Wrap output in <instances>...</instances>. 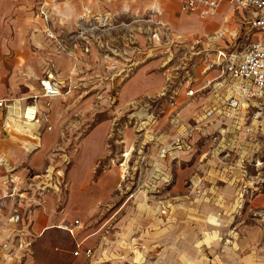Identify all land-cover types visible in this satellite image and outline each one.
<instances>
[{"label": "crops", "instance_id": "crops-1", "mask_svg": "<svg viewBox=\"0 0 264 264\" xmlns=\"http://www.w3.org/2000/svg\"><path fill=\"white\" fill-rule=\"evenodd\" d=\"M37 2L0 0V100L6 103L0 106V244L14 229L30 242L12 258L0 247V264H45L37 246L49 236L63 245L65 233L72 257L112 264L115 241L132 237L137 224L148 244L156 245L157 264H182L190 249L181 241L223 237L229 204L235 206L233 217L244 204L264 208V125L249 119L250 103L223 115L218 107L224 89L206 84L220 77V63L229 54L216 49L213 58L203 57L210 38L205 28L215 14L187 13L183 20L196 24L194 35L174 31L167 42L165 18L183 13L181 0H44L55 34L49 38L44 20L34 16ZM97 11L108 13L112 26L99 31V41L80 39L81 18ZM224 28L215 31L217 38L227 37ZM48 72L62 80V92L40 96L37 119L23 120V106ZM89 108L104 115H68ZM55 147L60 149L50 151ZM239 156L262 158L263 165L250 163L244 173ZM94 169L100 170L95 176ZM136 169L134 187L130 177ZM43 170L45 181L36 188L32 179ZM27 172L34 174L30 180ZM9 173L22 180L23 198L4 196ZM59 174L68 183L63 212L58 189L48 186ZM134 198L146 205L139 216ZM14 209L21 216L17 224L10 218ZM75 219L80 225L71 234L67 226ZM76 242L80 251L73 254ZM85 248L92 249L89 257Z\"/></svg>", "mask_w": 264, "mask_h": 264}, {"label": "rangeland", "instance_id": "rangeland-1", "mask_svg": "<svg viewBox=\"0 0 264 264\" xmlns=\"http://www.w3.org/2000/svg\"><path fill=\"white\" fill-rule=\"evenodd\" d=\"M183 13H176L172 19L165 18L163 29L167 42L172 37V32L174 31L184 33L188 37L194 35L196 24H193L190 20H188V22L183 20V18L188 15L187 13ZM251 16L252 14L249 9L235 8L230 5L221 9L220 13H215V15L207 21L208 23L213 22V24L205 28L210 38L205 40L206 43L204 46L206 50L202 53L203 57L213 58L216 49H223L236 55L240 54L252 40L257 38L260 32L263 33L252 26ZM196 23L202 22L196 18ZM224 27L228 30L227 37H223L222 39L217 38L215 36L217 35L215 31ZM60 114L61 112L59 111L56 115L58 116ZM68 115L72 117L83 115L86 117L98 118L99 115L104 114L97 113L94 108H89L86 109L84 113L74 111L72 113L68 112ZM87 127H89V125H86V128ZM63 128L64 126H60V129ZM58 144L59 142L57 141L55 146H58ZM57 148L58 147H55L50 151H55ZM50 155L57 156L56 154ZM50 169L51 168H49V170ZM98 169H94V176L96 173L100 172ZM45 173V170H43L40 171L37 176L33 177L34 174L32 172H27L24 178L30 180V178L33 177L32 180L38 182L36 188H39L45 181ZM59 176L67 181L64 174H59ZM139 176L140 173L137 169L131 172V177L129 176L134 181V187L137 181H139ZM117 180L119 181V177H117ZM42 188L46 189L47 187ZM66 190L67 187L63 190L58 189L57 192L60 195L59 212L64 211V202H62L61 196L65 194L64 191ZM117 191L121 193L119 189H117ZM123 195L124 193H121L120 198H123L125 202L128 198ZM134 199L136 200L132 202V205L134 206L135 213L139 216V208L146 207V205L140 204L139 198ZM135 206H138V209L135 208ZM234 207L235 206L232 204L228 206V209L230 208L228 210V217L230 218L227 220L225 227L221 230L222 238L210 241L211 238L207 239L202 236H196L193 238L192 242L187 243L184 240L181 241V245L184 249H190L188 256L182 255V264H264V222L253 213L256 208L252 209L248 204L241 206L233 217L231 210H235ZM121 208L118 206L117 211H124V205L122 210ZM134 219L135 217L133 216L132 220ZM138 225L139 224H137L132 237L125 238L121 235L120 239L115 241L114 248L116 252L112 255V264H157V257L159 255L157 253V247L156 245L148 244L149 238L146 234L147 232L143 234L141 225ZM118 233L119 231L113 233V239L119 237ZM116 234L117 237L115 238ZM64 235L66 239L63 237V245L56 243L52 236H49L47 244H39L36 249L37 257L45 262V264H87L84 259L71 256L70 252H68L72 247L71 239L67 233ZM59 240L61 241V239ZM56 245L62 249H55L54 246Z\"/></svg>", "mask_w": 264, "mask_h": 264}, {"label": "built area", "instance_id": "built-area-1", "mask_svg": "<svg viewBox=\"0 0 264 264\" xmlns=\"http://www.w3.org/2000/svg\"><path fill=\"white\" fill-rule=\"evenodd\" d=\"M44 0H39L34 9V16L42 18L46 24L44 33L49 38H54L55 34L50 27L49 11L44 6ZM227 3L230 6L240 9H249L252 11L251 23L256 27L259 33L256 39L252 40L247 47L238 55L229 53L220 63V77L218 79L206 80L207 85H214L224 89V98L222 104L218 107L221 113L227 117L237 113L242 104H251L249 113L250 120H259L264 125V0H181L180 9L185 13H194L200 18L209 17L218 10L221 4ZM111 18L108 13L97 11L90 18L82 17L76 28V35L85 41L90 39L99 41V31L106 30L111 24ZM153 37H157L156 33H152ZM105 47V46H104ZM85 52L89 47L83 45ZM219 55L224 56V51H218ZM64 84L62 80L56 77L53 73H46L39 79L40 89L36 91L26 102L21 110V118L26 121L37 119L38 106L37 99L40 96L50 98L59 95L62 92ZM187 93L191 94L192 90L188 89ZM6 105L5 100H0V106ZM209 113V111L207 112ZM240 168H245L252 163L255 167L263 165V159L255 157L251 162L244 156H239L236 160ZM20 178L12 173H9L3 180L6 185L5 197L18 196L23 198L22 191H19ZM48 186L63 190L67 187V181L59 175L49 179ZM2 203L0 202V206ZM254 214L264 222V208H257ZM11 220L17 224L21 220V216L17 209H14L11 214ZM80 225L78 219H75L71 226H67V230L73 234L76 227ZM13 242L11 243L9 236L7 240L0 244V247L6 252L7 257L12 258L19 249L28 248L30 242L18 234L19 230L13 231ZM76 250L73 254H78L80 244L76 242ZM84 254L89 257L92 254L91 248H85Z\"/></svg>", "mask_w": 264, "mask_h": 264}, {"label": "bare ground", "instance_id": "bare-ground-1", "mask_svg": "<svg viewBox=\"0 0 264 264\" xmlns=\"http://www.w3.org/2000/svg\"><path fill=\"white\" fill-rule=\"evenodd\" d=\"M211 24H213V22H212ZM223 31H224V33L226 34V31H227V29H226V28H224V29H223ZM225 36H226V35H225Z\"/></svg>", "mask_w": 264, "mask_h": 264}]
</instances>
